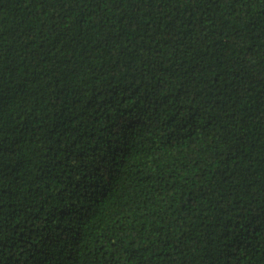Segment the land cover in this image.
Instances as JSON below:
<instances>
[{
	"label": "trees",
	"instance_id": "1",
	"mask_svg": "<svg viewBox=\"0 0 264 264\" xmlns=\"http://www.w3.org/2000/svg\"><path fill=\"white\" fill-rule=\"evenodd\" d=\"M0 264H264V0H0Z\"/></svg>",
	"mask_w": 264,
	"mask_h": 264
}]
</instances>
